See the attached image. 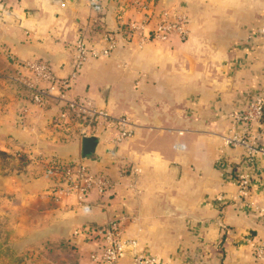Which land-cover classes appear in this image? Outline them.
<instances>
[{
  "label": "crops",
  "instance_id": "crops-1",
  "mask_svg": "<svg viewBox=\"0 0 264 264\" xmlns=\"http://www.w3.org/2000/svg\"><path fill=\"white\" fill-rule=\"evenodd\" d=\"M0 3L13 11L0 20V218L11 224L22 264H94L89 255L112 220L164 264H264L254 255L264 243L254 211L264 208V156L252 171L250 206L229 177L240 151L223 141L238 126L234 114L264 91V0H155V15L181 5L189 34L142 46L118 33L121 22L144 16L133 0H107L101 14L88 0ZM104 31L115 34V51L90 57L62 94L129 117L135 130L117 141V129L103 124L88 135L98 142L85 158L79 124L59 121L60 85L37 105L19 65L45 62L60 82L76 41L101 47ZM51 157L87 164L110 188L56 199L43 174Z\"/></svg>",
  "mask_w": 264,
  "mask_h": 264
},
{
  "label": "built area",
  "instance_id": "built-area-1",
  "mask_svg": "<svg viewBox=\"0 0 264 264\" xmlns=\"http://www.w3.org/2000/svg\"><path fill=\"white\" fill-rule=\"evenodd\" d=\"M4 1L10 2L11 0ZM106 2L107 0H88L91 8L98 14L103 12ZM133 3L137 11L143 12L144 16L140 20L121 22L118 33H125L127 37L137 39L140 46L151 41L165 43L173 37L181 41L187 39L189 17L181 5H171L155 15L151 12L155 0H133ZM0 4V20L6 21L13 16L11 15L13 11L10 7L7 8L2 3ZM259 33L264 38V27ZM99 43L102 44L101 47L88 46L81 39L76 41L72 71L60 82L57 81L51 67L42 61H26L20 64L19 66L29 73L26 79L22 77L20 82L28 88L37 105H43L48 100L50 91L60 85V97L64 100V106L59 111L58 118L63 126L79 124L78 134L83 138L95 134L103 124H106L107 127L117 129L116 140L121 141L131 137L134 133L135 125L129 117H113L88 99L69 100L65 99V95L62 94L72 85L90 57H107L115 51V34L104 31ZM234 117L238 126L230 128L224 134V148L239 150L241 156L229 170V177L231 182L237 186V199H243L246 204L252 206L249 200L253 179L252 171L256 167L258 157L264 156V91L254 94L247 105L234 114ZM222 158L219 161L220 166L225 165V160ZM43 174L52 180L51 192L56 199L72 194L85 196L93 191L102 194L111 186V182L105 176L97 175L83 162H64L52 157L46 158ZM217 200L220 203L226 202L223 196H218ZM254 211L256 217L264 224V208ZM101 236L102 245L89 255L94 264H120V261L128 255L127 264H164L159 257L139 248L136 239L125 237L117 220L109 221L101 231ZM254 255L264 261L263 242L254 244Z\"/></svg>",
  "mask_w": 264,
  "mask_h": 264
},
{
  "label": "rangeland",
  "instance_id": "rangeland-1",
  "mask_svg": "<svg viewBox=\"0 0 264 264\" xmlns=\"http://www.w3.org/2000/svg\"><path fill=\"white\" fill-rule=\"evenodd\" d=\"M6 157L0 155V165L4 164ZM9 172V171H8ZM10 222L0 218V264H22L23 255L16 251L13 235L10 231Z\"/></svg>",
  "mask_w": 264,
  "mask_h": 264
},
{
  "label": "water",
  "instance_id": "water-1",
  "mask_svg": "<svg viewBox=\"0 0 264 264\" xmlns=\"http://www.w3.org/2000/svg\"><path fill=\"white\" fill-rule=\"evenodd\" d=\"M97 138L95 136H85L82 139V155L87 158L96 152Z\"/></svg>",
  "mask_w": 264,
  "mask_h": 264
}]
</instances>
